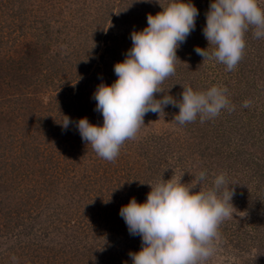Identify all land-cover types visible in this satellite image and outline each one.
I'll use <instances>...</instances> for the list:
<instances>
[{
	"label": "rangeland",
	"instance_id": "rangeland-1",
	"mask_svg": "<svg viewBox=\"0 0 264 264\" xmlns=\"http://www.w3.org/2000/svg\"><path fill=\"white\" fill-rule=\"evenodd\" d=\"M98 2L100 3L97 6ZM161 2L163 3L164 0ZM190 2L199 12L196 17L195 29L187 37L186 42L177 49L179 60L175 63V74L165 80L162 87L165 89L171 87L168 94L179 100L183 91L180 84H190L194 91H204L213 85H221L220 87L228 89V98L235 110L231 112L223 110L218 117L206 120L204 123H201L198 117L195 122L180 125L174 120L179 108L169 105L160 114L149 112L144 117L145 125L139 129L136 137L126 141L123 146L132 144L133 155L131 157L141 153L144 158L154 162L156 169H160L157 178L142 185L143 202L146 201L151 190L148 183H155L163 172L164 179H169L173 172L179 175L185 171L182 181L190 183L194 179V175L189 172L198 176L203 168L207 172V179L203 183L205 188L211 186L214 175L225 173L228 181L234 182L229 187L235 192L232 198L235 212L232 218L225 219L218 226V236L214 241L215 251L207 264H261L262 261L264 262V243H258L256 233L252 230L254 223L262 221H259L258 218L260 214L264 215V204L258 210L255 208L252 210L251 207L246 208L244 202L249 199L245 195L252 192L253 180L248 175L243 176L242 166L238 163L233 164L234 157L228 160L227 154L237 151L231 153V155H237L242 150L244 158L249 153L257 157H264V142H262L264 132L256 126V117L252 118L255 121L251 124V133L257 131L256 137L260 141L256 144H253L249 132L242 133L248 127L242 126L241 123L244 120L241 116L247 112V109L251 111L255 106L257 110L261 109V106L264 107L263 73L260 74L261 70L260 72L253 70L249 74V78L255 80L256 83L250 85L252 88L249 86L251 89L248 94H250L249 97H252L250 107H243L239 100H233L231 98L233 94L229 90L230 85L227 83L229 74L224 68L225 66L212 59L203 60V57L197 55L194 50L196 47L206 49L209 46V42L203 34V28L206 25L204 20L212 0H190ZM259 4L264 7V0H259ZM161 10L156 0H151V2H146V0H0V57L4 60L9 58L16 68H22L17 72L21 75L19 89L7 86L2 81L4 77L0 76V162L5 164L0 167V174L5 179L17 180L14 181L12 187L16 186L19 174L21 175L19 171L22 170H18L17 167H23L21 163L25 162L24 170H27L22 172L29 174V178L34 171L35 174H38L39 159L34 158L36 156L34 152L36 151L39 155L41 152H45L44 144L37 142L39 141L37 138L36 140L32 138L39 126H32L28 122L27 116H25L27 110L19 108L20 102L14 100L13 96L21 92L29 93L32 90L29 89L30 81L33 78L41 79L42 75L48 74L49 81L41 86L38 85L35 89L41 99V104H38L37 108L44 109V116L49 114L46 107L48 106L47 100L53 96L59 100L61 94L65 93L64 96H66L68 104L72 98L76 101V98L79 97L80 101L75 105L77 115L74 110L68 113L67 109L64 113L62 112V115L58 114L56 120L53 118L51 122L48 118H44V121L47 120L48 123L53 124L52 127L56 132L63 133L68 129L69 132H73L75 125L77 129V122L82 117L88 118L89 116L90 123L102 125L103 116L96 110L95 90L101 83L110 85L117 79L114 66L126 58V54L132 47L131 33L146 27L147 16L155 15ZM76 13L78 14L76 15ZM79 14L82 18H87L85 20L87 25L84 24L82 28H79ZM75 16L77 17L75 18ZM84 44H86V53L82 52ZM250 44L251 41L246 40L245 54L247 55L252 51L251 46L253 45ZM261 45L258 47L263 52L264 42ZM213 47L210 45L208 51L211 52ZM78 48L81 51L77 61L85 67L81 69V77L76 83L78 97H72L71 95L74 93L71 90L73 89L68 90V83H66L69 80L66 71L69 70L65 69L62 74L61 66L62 68L64 65L67 67L71 57L72 60L76 58ZM93 48H95V55L91 52ZM258 59L261 60L250 61L252 69L259 65L261 69L264 68V56ZM239 63L246 65L247 59ZM241 88L243 89V86L237 88L238 93L241 92ZM163 94H156L157 99L161 98ZM249 97L246 100H249ZM10 98L14 100V102L11 100V104ZM28 99L29 96L26 98L27 103H29ZM20 101L22 104L26 103L22 98ZM39 109H34V111H41ZM74 115H76L75 119ZM65 116L70 118L72 123L68 129L64 130L61 123ZM23 132L31 134V139L28 136L25 142H20L15 138L21 134L23 136ZM40 139L43 141L42 137ZM69 142H73V140L71 139ZM241 146L244 148H239ZM36 148L37 150L34 151ZM68 151L66 152L68 155L66 161L71 164V160L74 161L76 156ZM72 151L74 152V149ZM28 181H24V183L27 182V186ZM24 183H21V187H24ZM259 185L264 188V181L262 180ZM27 186L26 189L31 188V185ZM70 188L72 189L73 186L70 185ZM70 188L67 189V195ZM0 189V225H2L3 220L7 218L5 215L7 205L10 208L16 206L21 210L26 208L23 202L27 199L23 193L16 190L13 191L17 194L12 191L11 195L5 197L7 191H3L2 186ZM127 189L133 193L137 192V188L133 190L130 185L127 186ZM196 190H199V185ZM63 192L64 188L62 187L57 192L49 194V204H44L45 198H42L41 202L34 205H41L42 208L40 207L38 211L45 212L53 203L62 201L67 203L68 198L62 197ZM261 193H264V189ZM43 194L45 195L46 192L43 191ZM21 222L27 223V225L31 224L30 220ZM237 222H239L238 225ZM46 224L47 221L43 225ZM244 225H246L247 232L249 231L247 234L242 232ZM257 226L260 229L264 228L263 224L261 226L257 224ZM31 227L34 232L36 224L32 223ZM238 230L239 234L236 233ZM9 233L11 232L9 231ZM1 237L11 236L6 233L0 234V243H2ZM0 247L4 248L5 246L0 244Z\"/></svg>",
	"mask_w": 264,
	"mask_h": 264
},
{
	"label": "clouds",
	"instance_id": "clouds-1",
	"mask_svg": "<svg viewBox=\"0 0 264 264\" xmlns=\"http://www.w3.org/2000/svg\"><path fill=\"white\" fill-rule=\"evenodd\" d=\"M156 2L162 10L149 14L147 26L131 33L132 47L114 66L117 79L110 85L101 83L94 92L103 124L90 123L87 117L77 122L82 140L109 162L118 158L126 141L136 137L149 112L160 114L169 105L178 107L174 120L184 125L198 117L204 123L223 110H235L226 87L213 85L194 91L190 84H180L179 100L168 94L171 87H162L175 74L177 49L195 29L199 12L190 0ZM250 29L255 38H264V7L259 0H212L203 34L213 50L209 52V46L194 50L203 60L212 59L227 71L235 70L245 53V34ZM158 93L164 94L157 99ZM250 105L246 100L243 107ZM71 123L65 116L62 128ZM163 173L155 183H148L151 190L146 201L132 198L120 209L129 233L141 237L140 250L130 252L132 264H207L215 251L218 226L235 212V192L229 187L234 182L220 173L205 188L206 170L198 176L189 172L194 175L190 183L182 181L185 171L173 172L169 179Z\"/></svg>",
	"mask_w": 264,
	"mask_h": 264
},
{
	"label": "trees",
	"instance_id": "trees-1",
	"mask_svg": "<svg viewBox=\"0 0 264 264\" xmlns=\"http://www.w3.org/2000/svg\"><path fill=\"white\" fill-rule=\"evenodd\" d=\"M78 18L80 22L79 28H82L84 24L87 25L85 22L87 20L86 17L82 18L81 14H79ZM245 40H248V42L250 40L253 45L251 46V53L249 55L244 53L241 60V62H244L247 59V64L239 63L235 70L228 71L229 79L227 82L230 85L229 90L234 96L231 95V98L235 101L239 100L241 104H244L242 100H246L250 95L248 94V91L252 88L250 85L252 83L256 84L255 80L249 78V74L253 70L259 72L261 70L260 74L263 73L262 77L264 78V68L261 69L259 65L254 66V69H252V62L250 63V61L261 60L258 58L264 56V50L262 52L258 47V45L262 46L264 38H255L253 30L250 29L245 34ZM85 48L86 44L82 46V52L86 53ZM80 51L78 48L75 59L72 60L70 56L71 59L67 67L64 65L62 68L61 66L62 74H64L65 69L69 70L66 71L69 76V80L66 83H68V90L73 89L71 90L74 93V95H71L72 97H78V86L76 83L81 77V69L85 67L81 66L80 62L77 61L80 57ZM91 52L95 55V48ZM93 58L95 59V56ZM245 67L248 68L245 69ZM20 69L22 68H16V65L9 58L4 60L0 57V76L4 77L2 81L7 86L18 87L19 89L21 75L17 72ZM47 75L44 74L42 75L43 78H33L30 81L29 89L34 91L30 90L29 93L21 92L13 96L15 97L14 100L16 99L20 102L18 107L27 110L25 116H27L28 122L32 126H39L32 138L34 140L37 138L39 140L37 142L44 144L45 152H43L44 154L41 152L43 155L41 153L39 155L35 151L37 148L34 149L36 155L34 158L39 159L38 174H35L34 171L29 178V174L22 172L25 162L21 163L23 167H17L18 170L22 171H19L21 175L19 174V181L15 187L12 186L15 183L14 181L17 180L5 179L0 174V186L3 187V191H7L5 197L11 195L13 190H16L21 194L23 193L27 199L23 202L26 208L24 207L21 210L17 209L16 206L14 208H10L8 205L5 208L4 206L7 218L0 225V234L6 233L11 237H1L2 243L0 244L5 247H0V264H132L130 252L140 250L142 247L141 237L129 233L127 225L120 215V209L132 198H135L137 202H143L142 185L151 179L157 178V173L160 172V169H156L154 162L144 158L141 153L131 157L133 155L131 152L132 144L122 146L118 158L114 162H109L100 158L91 148V145L87 146L78 133L79 130L78 128L76 129V125L73 132H69L68 128L65 133L56 132L52 127L53 124L44 120L48 118L52 122L53 118L56 120V116L58 114L62 115L67 109L68 113L74 110L77 115L78 112L75 105L80 99L78 97L74 101V98H72L68 104L66 102L67 98L64 96L65 93L61 94L59 100L55 98L56 96H53L47 100L48 106L46 107L49 110V114L44 116V109L37 108V105L41 104V99L35 89H37L38 85L41 86L46 81H49ZM241 86H243V89L241 88V92L238 93L237 88ZM254 87L256 88V86ZM27 96H29V103L26 101ZM20 98L25 100L24 102L26 103H23L24 105L21 103ZM249 98V101H251L252 97L250 96ZM11 100L14 102L10 98V104L12 103ZM260 108L257 110L255 106L251 111L247 109V112L241 116L244 118L243 122L241 121L242 126L248 127L242 133L249 132L253 139V144L260 142L256 137L257 131L251 133V124L255 121L252 119L254 116L256 117V126L260 131L264 132V107L261 106ZM34 109L41 111H34ZM76 115L73 116L74 119ZM25 116L24 118L26 119ZM26 133L23 132V136L21 134V136L19 135L15 138L19 139L20 142H25L28 136L31 135ZM39 135L43 138V141H41ZM71 139L73 142H69ZM75 143L76 145H73ZM239 148H244V146ZM72 149H74V152ZM67 151L72 152L76 156L74 161L71 160V164L66 161L68 157ZM235 152L227 154L228 160L234 157L235 161H232L233 164L238 163L241 165L243 176L248 175L253 180L252 192L246 193L245 196L249 200H245L244 204L247 209L250 207L252 210L261 209L264 204V193H261V191L264 188H261L259 184L262 180L264 181V157H257L249 153L244 158L242 150L237 155H231V153ZM69 157L71 156L69 155ZM4 165L0 162V167ZM26 170L24 171L26 172ZM27 177L29 181L28 179L25 180ZM24 181L29 182L28 186L31 185L30 189H26L27 182L24 183ZM21 183L25 184L24 187H21ZM70 185L77 189H71ZM128 185L133 190L137 188V192L133 193L128 190ZM62 187L64 188L62 197L68 198L67 203L63 201L56 204L53 203L48 208L43 205L47 210H44L45 212L38 211L41 205L35 206L34 204L41 202L42 198H45L44 204L48 203L50 201L48 195L57 192ZM68 188H70V192L67 195ZM43 191L46 192L45 195ZM14 194L17 193L15 192ZM258 219L262 221L254 223L252 231L256 233L258 243H264V228L260 229L257 226V224L259 226L263 224L264 227V215L260 214ZM27 220H30L31 224H36L34 232L31 229V224L27 225V223L21 222ZM46 221L47 224L43 225ZM236 224L238 225L239 222ZM246 229V225H244L242 232L244 231L247 234L249 231L247 232ZM236 233L239 234V230ZM261 264H264V262L262 261Z\"/></svg>",
	"mask_w": 264,
	"mask_h": 264
}]
</instances>
